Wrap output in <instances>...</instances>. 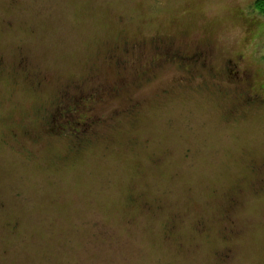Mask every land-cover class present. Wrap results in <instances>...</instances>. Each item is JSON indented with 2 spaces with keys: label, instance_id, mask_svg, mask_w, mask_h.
<instances>
[{
  "label": "clouds",
  "instance_id": "obj_1",
  "mask_svg": "<svg viewBox=\"0 0 264 264\" xmlns=\"http://www.w3.org/2000/svg\"><path fill=\"white\" fill-rule=\"evenodd\" d=\"M0 159L104 182L133 264H264V0H0Z\"/></svg>",
  "mask_w": 264,
  "mask_h": 264
},
{
  "label": "rangeland",
  "instance_id": "obj_2",
  "mask_svg": "<svg viewBox=\"0 0 264 264\" xmlns=\"http://www.w3.org/2000/svg\"><path fill=\"white\" fill-rule=\"evenodd\" d=\"M104 188L74 160L5 167L0 159V264H133L110 226Z\"/></svg>",
  "mask_w": 264,
  "mask_h": 264
}]
</instances>
